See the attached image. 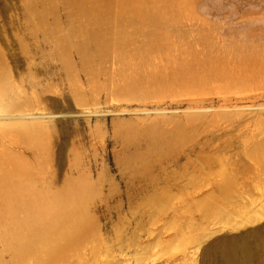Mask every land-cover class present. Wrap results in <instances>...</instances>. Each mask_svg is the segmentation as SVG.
Returning <instances> with one entry per match:
<instances>
[{
	"label": "rangeland",
	"instance_id": "1",
	"mask_svg": "<svg viewBox=\"0 0 264 264\" xmlns=\"http://www.w3.org/2000/svg\"><path fill=\"white\" fill-rule=\"evenodd\" d=\"M162 1L166 3L167 24L160 35L186 45L205 39L213 46L214 58H227L230 52L234 59L248 54L253 62L264 64V0ZM53 2L58 5L59 0ZM20 12L19 0H0V52L6 54L15 76L18 74L13 90L21 92L23 99L40 98L35 108L28 105L15 114L25 112L28 124L41 121L49 127L46 130L61 149L57 161L61 185L82 180L95 190L89 214L97 228L77 264H264V114H256L264 107L249 109L246 103L238 104V110L251 111L248 123L252 129L236 135L239 141L234 151L214 145L213 151L200 153L215 161L214 168L200 174L182 160L179 166L172 164L166 169L165 161L151 158V181L143 179L144 175L131 170L142 166L132 157L145 148L141 144L126 146L125 138L131 127L142 128L144 120H153L156 114L131 112L143 109L134 104L126 107L128 113L107 105L110 102L102 87L112 86L108 77L115 81L120 77L111 62L101 67L96 84L88 86L94 78L82 71L78 56L71 54L72 70L66 72L62 60L54 58L49 48L33 52V39L25 36L15 21ZM56 13L59 27H64L59 7ZM46 21L55 22L52 17ZM7 39L13 43L9 45ZM18 39L31 48L32 60L21 54ZM257 102L263 104L264 98ZM185 106L168 111L183 120L182 113L188 112ZM41 113L45 115L38 116ZM15 135L25 140L21 133ZM23 146L15 148L34 162L32 149L24 151ZM191 159L200 163L194 155ZM239 159L250 162V170L237 163ZM181 174H185L183 180H177ZM167 178L171 182L165 181ZM139 187L138 195L119 196ZM256 214H262L261 219L254 220Z\"/></svg>",
	"mask_w": 264,
	"mask_h": 264
},
{
	"label": "bare ground",
	"instance_id": "2",
	"mask_svg": "<svg viewBox=\"0 0 264 264\" xmlns=\"http://www.w3.org/2000/svg\"><path fill=\"white\" fill-rule=\"evenodd\" d=\"M19 1L21 12L20 17L15 15V21L23 34L33 39V52L43 53L49 48L54 58L62 60L66 72L72 70L71 54L78 56L82 71L94 78L88 86L96 84L101 67L111 62L120 77L116 81L108 77L112 86L102 87L110 102L107 105L128 113L126 107L134 104L143 109L131 112L156 114L153 120H144L142 128L131 127L125 138L126 146L141 144L145 148L132 157L142 166L131 170L144 175L143 179L151 181V158L165 161L166 169L172 164L179 166L182 160L200 174L214 168L215 161L200 153L211 151L214 145L234 151L239 141L236 135L250 129L251 111L238 110V104L246 103L249 109L264 107V103L257 104L264 98V64L253 62L248 54L234 59L229 57L230 52L227 58H214L213 46L205 39L186 45L160 35L167 24L166 3L162 0H59L58 5L53 0ZM58 7L64 27L56 21ZM48 17L55 22L47 23ZM18 41L21 54L30 60L31 48ZM7 42L13 43L11 39ZM5 55L0 52V264H77L97 228L89 214L95 190L82 180L60 184L57 161L61 149L50 137L49 127L41 121L28 124L25 112L15 114L28 105L37 106L40 97L23 99L21 92L13 90L12 82L18 74L12 72ZM7 100L9 103H4ZM181 105H186L188 112L178 120L168 110ZM261 113L262 108L256 112L258 116ZM15 132L26 141L17 138ZM22 144L24 151L32 149L34 162L15 148ZM192 155L200 163L191 159ZM236 162L250 170V162ZM140 189L118 194L128 199L140 194ZM261 215L253 219H261Z\"/></svg>",
	"mask_w": 264,
	"mask_h": 264
}]
</instances>
